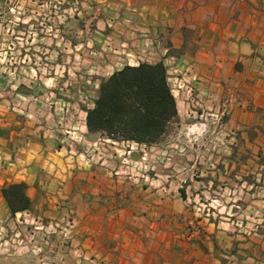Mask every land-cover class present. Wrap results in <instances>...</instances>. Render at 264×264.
<instances>
[{
    "label": "crops",
    "instance_id": "0c3cea01",
    "mask_svg": "<svg viewBox=\"0 0 264 264\" xmlns=\"http://www.w3.org/2000/svg\"><path fill=\"white\" fill-rule=\"evenodd\" d=\"M84 3L111 44L136 46L135 66H166L180 117L183 110L225 125L254 174L250 158L264 155V0ZM46 137L15 148L11 130L0 128V207L11 220H56L85 205L75 242L94 264H264V184H216L214 228L191 233L181 223L191 217L186 184L132 194L127 184H92L93 175L81 184L78 160L64 154L70 147ZM19 184L30 206L13 213L3 190Z\"/></svg>",
    "mask_w": 264,
    "mask_h": 264
},
{
    "label": "rangeland",
    "instance_id": "374dc122",
    "mask_svg": "<svg viewBox=\"0 0 264 264\" xmlns=\"http://www.w3.org/2000/svg\"><path fill=\"white\" fill-rule=\"evenodd\" d=\"M89 11L84 0H0V128L11 130L15 148L44 133L70 147L64 154L78 160L81 184L93 175L92 184H127L128 194L136 186L172 184L175 191L186 184L191 217L181 221L184 228L199 234L214 228L215 185L264 184L263 151L250 158L255 173L248 175V158L238 161L237 142L225 125L183 110L152 146L85 131L84 113L93 107L101 81L139 62L136 46L111 44ZM64 215L11 220L0 207V264H92L88 248L75 240L86 206Z\"/></svg>",
    "mask_w": 264,
    "mask_h": 264
},
{
    "label": "trees",
    "instance_id": "16d2710c",
    "mask_svg": "<svg viewBox=\"0 0 264 264\" xmlns=\"http://www.w3.org/2000/svg\"><path fill=\"white\" fill-rule=\"evenodd\" d=\"M86 127L114 142L152 146L179 119L177 102L163 63L125 66L101 81L93 107L86 108ZM13 213L29 208L23 184L3 190Z\"/></svg>",
    "mask_w": 264,
    "mask_h": 264
}]
</instances>
